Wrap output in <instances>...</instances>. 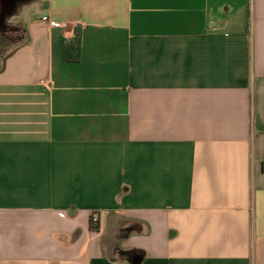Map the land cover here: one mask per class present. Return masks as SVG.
<instances>
[{"label": "crops", "instance_id": "obj_1", "mask_svg": "<svg viewBox=\"0 0 264 264\" xmlns=\"http://www.w3.org/2000/svg\"><path fill=\"white\" fill-rule=\"evenodd\" d=\"M12 3L0 264H264V0Z\"/></svg>", "mask_w": 264, "mask_h": 264}, {"label": "trees", "instance_id": "obj_2", "mask_svg": "<svg viewBox=\"0 0 264 264\" xmlns=\"http://www.w3.org/2000/svg\"><path fill=\"white\" fill-rule=\"evenodd\" d=\"M21 33L20 37H11L9 34L10 33ZM0 35L2 38H4V41H0V45H4V44H7V43H10V42H15L16 43V47L14 50H12L6 57H9L11 54H13L16 50H18L21 46H23L26 41H27V31H26V28L20 24L16 25V26H8L6 28H2L0 29ZM70 49H67V53H66V56H67V59H69L71 57V53H70ZM4 59V60H5ZM3 60V62H4ZM3 64V63H2ZM0 70H1V67H0ZM91 230L93 232H99L100 231V224L97 223V224H94L93 223V218H91ZM133 230H138L137 228H134V229H129L127 232H131ZM120 256L123 257V258H126V257H131L133 255L132 252H119Z\"/></svg>", "mask_w": 264, "mask_h": 264}, {"label": "rangeland", "instance_id": "obj_3", "mask_svg": "<svg viewBox=\"0 0 264 264\" xmlns=\"http://www.w3.org/2000/svg\"><path fill=\"white\" fill-rule=\"evenodd\" d=\"M0 7H1V5H0ZM15 13V12H14ZM14 13H12V14H14ZM12 14H10V15H7V17H5V19H4V21H0V29H2V28H6V27H8V26H11V27H13V26H16V25H18V23L17 22H14L13 20H12V16H14V15H12ZM0 17H1V9H0ZM11 37H15V38H17V37H20V35H21V33H10L9 34ZM4 41V38H2L1 37V35H0V41ZM15 47H16V43L15 42H10V43H7V44H4L3 46L2 45H0V67L2 66V63H3V60L5 59V57L12 51V50H14L15 49Z\"/></svg>", "mask_w": 264, "mask_h": 264}, {"label": "built area", "instance_id": "obj_4", "mask_svg": "<svg viewBox=\"0 0 264 264\" xmlns=\"http://www.w3.org/2000/svg\"><path fill=\"white\" fill-rule=\"evenodd\" d=\"M45 20H47V19H45ZM92 218H93V223H94V224L99 223V217H97L96 215H94ZM99 224H100V223H99Z\"/></svg>", "mask_w": 264, "mask_h": 264}, {"label": "water", "instance_id": "obj_5", "mask_svg": "<svg viewBox=\"0 0 264 264\" xmlns=\"http://www.w3.org/2000/svg\"><path fill=\"white\" fill-rule=\"evenodd\" d=\"M19 0H15V3H12V6H16V4H17V2H18ZM11 4V3H10ZM14 4V5H13ZM15 6L13 7V8H15ZM12 12V11H11ZM11 14V13H10ZM10 14H7V15H10ZM7 15L5 16V17H7Z\"/></svg>", "mask_w": 264, "mask_h": 264}]
</instances>
